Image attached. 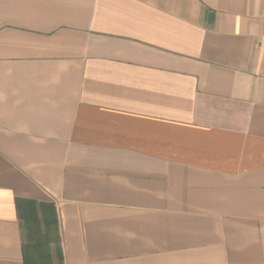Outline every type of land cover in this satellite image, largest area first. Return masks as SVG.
<instances>
[{"label":"crops","instance_id":"1","mask_svg":"<svg viewBox=\"0 0 264 264\" xmlns=\"http://www.w3.org/2000/svg\"><path fill=\"white\" fill-rule=\"evenodd\" d=\"M17 200L62 264H264V0H0V264Z\"/></svg>","mask_w":264,"mask_h":264},{"label":"trees","instance_id":"2","mask_svg":"<svg viewBox=\"0 0 264 264\" xmlns=\"http://www.w3.org/2000/svg\"><path fill=\"white\" fill-rule=\"evenodd\" d=\"M16 208L26 234L23 247L24 264H52L51 245L56 249L58 264H62L53 207L37 205L28 200H17Z\"/></svg>","mask_w":264,"mask_h":264}]
</instances>
